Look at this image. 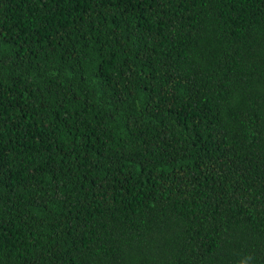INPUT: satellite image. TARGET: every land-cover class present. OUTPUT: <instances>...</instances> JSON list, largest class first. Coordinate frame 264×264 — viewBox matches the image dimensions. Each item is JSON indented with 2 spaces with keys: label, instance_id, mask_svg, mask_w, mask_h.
Returning <instances> with one entry per match:
<instances>
[{
  "label": "trees",
  "instance_id": "obj_1",
  "mask_svg": "<svg viewBox=\"0 0 264 264\" xmlns=\"http://www.w3.org/2000/svg\"><path fill=\"white\" fill-rule=\"evenodd\" d=\"M0 264H264V0H0Z\"/></svg>",
  "mask_w": 264,
  "mask_h": 264
}]
</instances>
